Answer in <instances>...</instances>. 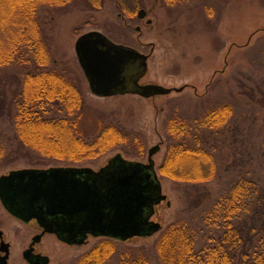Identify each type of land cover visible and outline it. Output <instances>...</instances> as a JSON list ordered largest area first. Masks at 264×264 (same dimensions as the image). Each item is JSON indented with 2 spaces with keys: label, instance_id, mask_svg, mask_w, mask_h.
<instances>
[{
  "label": "rangeland",
  "instance_id": "374dc122",
  "mask_svg": "<svg viewBox=\"0 0 264 264\" xmlns=\"http://www.w3.org/2000/svg\"><path fill=\"white\" fill-rule=\"evenodd\" d=\"M134 1L139 4L135 13L140 9L147 13L143 21L129 18L120 0H102L100 9L82 3L40 12L54 61V67L48 69L64 73L83 97L79 136L91 142L106 126L119 129L125 136L119 148L74 167L98 171L119 154L127 161L146 164L148 150L159 145L160 151L153 157L157 171L166 153L163 126L169 116L195 119L206 109L227 102L234 108L229 124L223 131H206L201 136L215 155L217 176L205 185L191 186L171 183L157 172L166 196L151 218L160 224L158 233L125 242L90 237L78 247L46 234L35 248L48 257L49 264H76L80 256L101 242L112 246L106 264H119L122 258L138 253L146 255L148 264H158L154 245L169 224L186 221L195 230L198 250L209 235L201 221L204 209L234 181L249 175L264 191V0H177L173 5L163 0H123L129 11ZM92 31L149 56L140 84L184 90L149 99L131 94L94 96L74 52L76 39ZM23 74L16 65L0 69V146L4 149L0 176L19 169L69 167L29 151L15 136L14 105ZM0 233L10 246L8 264H26L22 253L40 230L13 218L0 204Z\"/></svg>",
  "mask_w": 264,
  "mask_h": 264
},
{
  "label": "trees",
  "instance_id": "16d2710c",
  "mask_svg": "<svg viewBox=\"0 0 264 264\" xmlns=\"http://www.w3.org/2000/svg\"><path fill=\"white\" fill-rule=\"evenodd\" d=\"M163 2L173 5L177 0ZM82 3L93 9L102 6V0H0V69L16 65L24 72L14 105L15 136L38 156L69 166L93 162L125 140L122 131L106 126L91 142L84 141L77 131L84 107L81 91L64 73L48 69L54 67V61L40 12ZM120 6L133 18L139 4L134 1L132 11L123 0ZM233 109L226 102L195 119L169 116L163 126L168 143L157 169L159 176L191 186L213 181L216 158L201 136L206 131H223ZM3 152L0 146V161ZM201 221L209 235L198 250L195 230L186 221L169 224L154 245L158 264H264V191L256 179L239 177L204 209ZM111 252V244L101 242L76 264H106ZM119 264H148V260L138 253L122 258Z\"/></svg>",
  "mask_w": 264,
  "mask_h": 264
},
{
  "label": "water",
  "instance_id": "95a60500",
  "mask_svg": "<svg viewBox=\"0 0 264 264\" xmlns=\"http://www.w3.org/2000/svg\"><path fill=\"white\" fill-rule=\"evenodd\" d=\"M145 15L143 9L138 11L139 19ZM74 52L96 97L132 94L149 99L184 90L140 84L149 56L116 44L100 32L79 36ZM159 151V145L150 148L146 164L127 161L119 154L98 171L69 166L19 169L1 175L3 209L24 224L35 221L42 230L22 253L24 261L49 264L48 257L33 253L45 234L55 235L67 245L81 246L88 236L125 242L158 233L160 224L151 218L155 207L166 201L153 160ZM2 237L0 233V264H8L9 244Z\"/></svg>",
  "mask_w": 264,
  "mask_h": 264
},
{
  "label": "flooded vegetation",
  "instance_id": "af4514ba",
  "mask_svg": "<svg viewBox=\"0 0 264 264\" xmlns=\"http://www.w3.org/2000/svg\"><path fill=\"white\" fill-rule=\"evenodd\" d=\"M138 11H139V10H138ZM138 11H137L136 13H134V19H137V20L143 21L145 18H147V13H146V15H145V17H144L143 19H139V18H138ZM135 15H136V17H135ZM146 24H147V25H150V24H151L150 19H147V20H146ZM136 31H140V28L137 27V28H136ZM112 42H113V41H112ZM137 51H138V50H137ZM140 53H141V52H140ZM142 54H143V53H142ZM131 95H132V94H131ZM136 96H138V95H136ZM18 221H19V220H18ZM28 224H34V225L36 226V228L40 230V233H41L42 230L37 226V224H36L35 221H31V222L28 223ZM45 235H46V234H45ZM47 235H49V234H47ZM35 236H36V235H35ZM53 236H55V235H53ZM90 237H92V236H88V238H90ZM55 238H56V236H55ZM88 238H87V239H88ZM92 238H94V237H92ZM32 239H33V237H32ZM32 239H31V241H32ZM56 239H57V238H56ZM57 240H58V239H57ZM58 241H60V240H58ZM60 242H61V241H60ZM86 242H87V240L85 241V243H86ZM62 243H63V242H62ZM85 243H84L83 245H85ZM38 244H39V243H38ZM64 244H65V243H64ZM29 245H30V244H29ZM36 245H37V244H36ZM36 245H35V246H36ZM66 245H67V244H66ZM83 245H81V246H83ZM35 246H34V251H33V253L36 254V255H38L39 253L36 252V248H35ZM68 246H70V245H68ZM73 246H77V247H78V245H73ZM28 247H29V246H28ZM9 248H10V246H9ZM27 249H28V248H27ZM24 251H25V250H24ZM24 251H23V252H24ZM1 255H3V254L0 253V256H1ZM39 255H41V254H39ZM42 256H43V255H42ZM26 264H27V263H26Z\"/></svg>",
  "mask_w": 264,
  "mask_h": 264
}]
</instances>
